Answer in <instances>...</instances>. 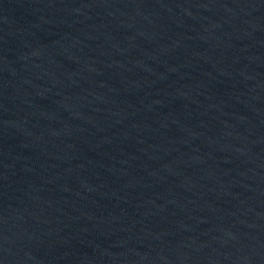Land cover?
Segmentation results:
<instances>
[{"label": "water", "instance_id": "1", "mask_svg": "<svg viewBox=\"0 0 264 264\" xmlns=\"http://www.w3.org/2000/svg\"><path fill=\"white\" fill-rule=\"evenodd\" d=\"M0 264H264V0H0Z\"/></svg>", "mask_w": 264, "mask_h": 264}]
</instances>
